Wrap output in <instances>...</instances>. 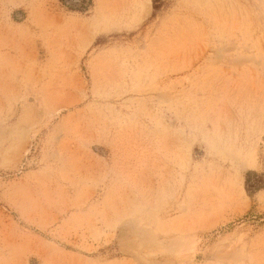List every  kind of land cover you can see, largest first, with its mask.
I'll return each mask as SVG.
<instances>
[{
	"label": "rangeland",
	"instance_id": "rangeland-1",
	"mask_svg": "<svg viewBox=\"0 0 264 264\" xmlns=\"http://www.w3.org/2000/svg\"><path fill=\"white\" fill-rule=\"evenodd\" d=\"M0 264H264V0H0Z\"/></svg>",
	"mask_w": 264,
	"mask_h": 264
}]
</instances>
